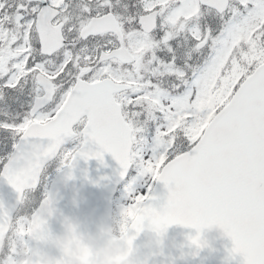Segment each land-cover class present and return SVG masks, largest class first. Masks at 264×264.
<instances>
[{
  "label": "snow or ice",
  "instance_id": "obj_1",
  "mask_svg": "<svg viewBox=\"0 0 264 264\" xmlns=\"http://www.w3.org/2000/svg\"><path fill=\"white\" fill-rule=\"evenodd\" d=\"M105 153L137 235L182 225L199 247L216 225L242 264H264V0H0L6 235L46 230L52 162Z\"/></svg>",
  "mask_w": 264,
  "mask_h": 264
},
{
  "label": "water",
  "instance_id": "obj_2",
  "mask_svg": "<svg viewBox=\"0 0 264 264\" xmlns=\"http://www.w3.org/2000/svg\"><path fill=\"white\" fill-rule=\"evenodd\" d=\"M96 151V146H91ZM124 183L119 177L118 165L105 153L103 162L77 159L71 169H64L50 187L51 214H45L46 230L37 238L29 236L30 255L27 264H66L62 253L46 242L50 234L59 236L66 222L78 224L81 235L99 237L116 243L113 237L114 198ZM167 189L156 184L152 203L161 206L166 202ZM16 194L0 183V202L11 206ZM7 227H0V248L7 239ZM136 236L137 264H242L243 257L231 253L232 241L222 228L213 225L199 233V247L191 243L198 234L195 229L172 225L162 236H157L145 224V231L136 234L130 227L126 232ZM124 236V235H123Z\"/></svg>",
  "mask_w": 264,
  "mask_h": 264
},
{
  "label": "clouds",
  "instance_id": "obj_3",
  "mask_svg": "<svg viewBox=\"0 0 264 264\" xmlns=\"http://www.w3.org/2000/svg\"><path fill=\"white\" fill-rule=\"evenodd\" d=\"M79 227L66 222L59 236L53 238L48 234L46 237V242L62 253L61 260L66 264H137L136 237L125 233L116 243H111L99 237L83 236ZM117 227H120L119 223ZM14 243L23 246V238L19 237ZM22 250L26 252V249Z\"/></svg>",
  "mask_w": 264,
  "mask_h": 264
},
{
  "label": "trees",
  "instance_id": "obj_4",
  "mask_svg": "<svg viewBox=\"0 0 264 264\" xmlns=\"http://www.w3.org/2000/svg\"><path fill=\"white\" fill-rule=\"evenodd\" d=\"M75 147V144H71L68 146L69 149ZM59 162H54L53 164H51L45 174V181H44V185H43V190L45 192H47V190L50 187V184L53 180V178L55 177V175L59 172ZM117 202V207H116V212H115V233L117 236L122 235L127 228L129 227L131 221L130 218L123 215L122 212L120 211V199L118 198V200H116ZM121 217H123V221L121 220ZM120 224V227H117V224ZM19 237L23 238L24 244L23 246H20L17 243H14V241H17V239ZM27 246H28V237L27 234H25L24 232H21L18 229H14L8 239V242L6 244V247L10 250V252L12 253V257H16L18 259H22L23 257H25L27 255ZM22 249H26V252L23 251Z\"/></svg>",
  "mask_w": 264,
  "mask_h": 264
},
{
  "label": "rangeland",
  "instance_id": "obj_5",
  "mask_svg": "<svg viewBox=\"0 0 264 264\" xmlns=\"http://www.w3.org/2000/svg\"><path fill=\"white\" fill-rule=\"evenodd\" d=\"M138 190L142 194H147L143 184L138 185ZM128 203H129L128 193L124 190L121 195V200H120V211L121 212H122V209L128 205ZM25 261L26 259H18L16 257H11L8 264H25Z\"/></svg>",
  "mask_w": 264,
  "mask_h": 264
}]
</instances>
